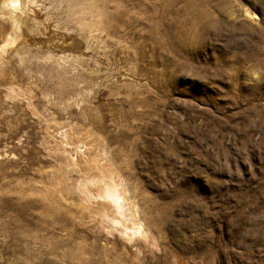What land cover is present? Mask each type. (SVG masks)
<instances>
[{
  "label": "rangeland",
  "instance_id": "rangeland-1",
  "mask_svg": "<svg viewBox=\"0 0 264 264\" xmlns=\"http://www.w3.org/2000/svg\"><path fill=\"white\" fill-rule=\"evenodd\" d=\"M16 2L0 0V264H264V0ZM85 159L143 237L86 204Z\"/></svg>",
  "mask_w": 264,
  "mask_h": 264
},
{
  "label": "bare ground",
  "instance_id": "bare-ground-1",
  "mask_svg": "<svg viewBox=\"0 0 264 264\" xmlns=\"http://www.w3.org/2000/svg\"><path fill=\"white\" fill-rule=\"evenodd\" d=\"M5 3H7L8 6H11V8L14 10V12L19 10V7H18L16 0H5ZM18 14H19V12H18ZM17 22L18 21L16 20V18L14 16V18L12 20V24H13V27H14L13 30H15V33L17 31L16 30ZM82 145H85V144L82 143ZM91 145H94V144L91 143ZM86 150H87L86 148L83 151L81 150V153L84 154L85 153L84 151H86ZM96 155H97V153H96ZM99 157H100V155H99ZM76 160L75 161L71 160V161L73 162V164H76V166H77ZM94 160L95 159L88 161L87 159H85L84 163H86L85 167H86L87 172L89 171V169L96 168L93 165H91L92 161L94 162ZM103 165H105V163ZM82 169H84V168L82 167ZM116 176H118V175H116ZM119 181H118L117 177H115V174L112 173V170L110 172L109 170L103 169L100 166L99 168H96L95 171L90 170L89 175L84 176V174H83L82 177L80 175V181L76 185V188H77L78 193L83 197V199L87 205L93 204V203L95 205V202L97 205H99L100 208L98 206L97 207L100 209L99 215H100V218H101L100 221L102 224H106L107 227L111 230H113V229L118 230L119 227H120V229L122 228L121 230H119L118 232L116 231V232L122 236H126L128 238V240H130L132 238V236L143 237L144 236V234H143L144 233V223L139 219L138 212L136 211L135 205L126 197L125 187ZM52 205L54 206L53 203H52ZM56 206H58V205H56ZM126 206L128 208V211H129L128 216L126 217L127 218L126 221L128 220L130 225H128L129 223L126 224V222L123 223L120 220L121 215L117 211L120 207H126ZM50 209L53 213L59 212V211L57 212V208L54 209V207H51ZM123 218H125V214L123 215ZM9 224H11V223H9ZM109 224H111L114 227H111ZM23 227H25V225ZM103 228H105V227L103 226ZM18 229L15 232V234L19 237V238H17L18 240L21 241V240L27 239L29 241L35 242V238L27 237L26 234L24 235L22 233V230H20V229L18 230ZM28 236H29V234H28Z\"/></svg>",
  "mask_w": 264,
  "mask_h": 264
}]
</instances>
